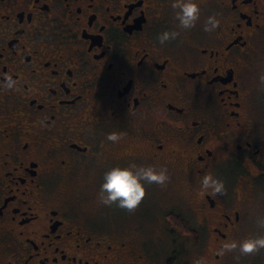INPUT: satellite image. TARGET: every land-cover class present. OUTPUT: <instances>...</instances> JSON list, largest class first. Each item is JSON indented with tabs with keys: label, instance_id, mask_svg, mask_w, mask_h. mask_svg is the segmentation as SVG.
Wrapping results in <instances>:
<instances>
[{
	"label": "flooded vegetation",
	"instance_id": "flooded-vegetation-1",
	"mask_svg": "<svg viewBox=\"0 0 264 264\" xmlns=\"http://www.w3.org/2000/svg\"><path fill=\"white\" fill-rule=\"evenodd\" d=\"M172 2L0 0V264H264V249L219 254L264 236V0H198L190 30ZM143 161L183 192L150 234L84 210L108 219L104 173Z\"/></svg>",
	"mask_w": 264,
	"mask_h": 264
},
{
	"label": "clouds",
	"instance_id": "clouds-1",
	"mask_svg": "<svg viewBox=\"0 0 264 264\" xmlns=\"http://www.w3.org/2000/svg\"><path fill=\"white\" fill-rule=\"evenodd\" d=\"M171 7L176 10V20L182 30L192 29L200 19L201 7L198 0H173ZM219 25L220 21L215 16H209L204 31L213 32ZM179 34L177 31H165L159 35V42L163 45L166 41L175 40ZM4 83L10 89L17 85V81L13 80L11 75H5ZM123 135V133L112 132L106 136V139L117 143ZM168 179L166 169L157 170L152 166L140 167L135 163L126 167L115 166L104 173L100 186V201L106 206L115 204L121 209L134 211L146 196V185L153 183L165 185ZM209 190L213 194H223L224 182L206 175L202 180V192ZM257 225L264 228V217L257 219ZM262 249H264V236L246 237L240 241L233 240L225 243L219 250V254L224 255L238 250L241 256H248ZM197 264H205V259L202 258Z\"/></svg>",
	"mask_w": 264,
	"mask_h": 264
},
{
	"label": "rangeland",
	"instance_id": "rangeland-1",
	"mask_svg": "<svg viewBox=\"0 0 264 264\" xmlns=\"http://www.w3.org/2000/svg\"><path fill=\"white\" fill-rule=\"evenodd\" d=\"M259 86L260 89L261 87H264V79L261 78ZM257 118L260 122H264V108L258 110ZM147 166L152 165L145 161L141 163V167ZM168 177L169 179L165 185H157L155 183L146 185V196L141 202L140 210L128 211L126 209L118 208L108 213V219H105V216H102L101 210H97V205L95 203L85 202L84 210L94 219L110 224V227L115 230L119 231L128 228L133 229L136 225H138L140 227V234H150L152 226L159 223V216L162 209L169 204L179 205L183 203V192H180L179 182L175 176ZM83 186V182L81 181L80 183L75 182L74 184L68 183L65 196L72 198L74 196L73 192L76 189L77 191L75 195H79L81 193L85 195L86 191ZM88 194L90 195L89 190ZM114 206L116 205L114 204ZM137 232L138 231H136V233ZM164 255L165 253L162 252L161 257Z\"/></svg>",
	"mask_w": 264,
	"mask_h": 264
}]
</instances>
